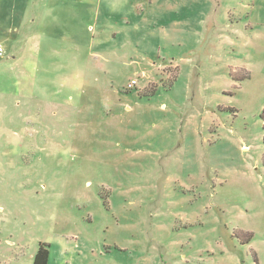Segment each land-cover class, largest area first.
<instances>
[{"label":"rangeland","instance_id":"obj_1","mask_svg":"<svg viewBox=\"0 0 264 264\" xmlns=\"http://www.w3.org/2000/svg\"><path fill=\"white\" fill-rule=\"evenodd\" d=\"M40 1L0 0V264H264V0Z\"/></svg>","mask_w":264,"mask_h":264},{"label":"trees","instance_id":"obj_2","mask_svg":"<svg viewBox=\"0 0 264 264\" xmlns=\"http://www.w3.org/2000/svg\"><path fill=\"white\" fill-rule=\"evenodd\" d=\"M262 118L264 119V110H263ZM49 258H50V244L48 242L43 241L39 244L38 250L34 255L33 264H48Z\"/></svg>","mask_w":264,"mask_h":264},{"label":"crops","instance_id":"obj_3","mask_svg":"<svg viewBox=\"0 0 264 264\" xmlns=\"http://www.w3.org/2000/svg\"><path fill=\"white\" fill-rule=\"evenodd\" d=\"M47 0H41L40 1V7H39V9H37V10H39V12L41 11V10H47V2H46ZM36 2H37V0H34V4H36ZM38 13V12H37ZM38 19V18H37ZM40 19V18H39ZM36 20V19H35Z\"/></svg>","mask_w":264,"mask_h":264},{"label":"built area","instance_id":"obj_4","mask_svg":"<svg viewBox=\"0 0 264 264\" xmlns=\"http://www.w3.org/2000/svg\"><path fill=\"white\" fill-rule=\"evenodd\" d=\"M3 53V48L2 47H0V54H2Z\"/></svg>","mask_w":264,"mask_h":264}]
</instances>
